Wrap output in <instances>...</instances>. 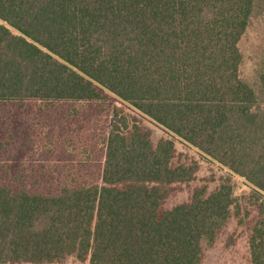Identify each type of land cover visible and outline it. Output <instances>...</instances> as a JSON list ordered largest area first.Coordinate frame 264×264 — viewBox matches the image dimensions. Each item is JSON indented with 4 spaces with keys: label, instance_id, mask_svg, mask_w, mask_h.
Listing matches in <instances>:
<instances>
[{
    "label": "trees",
    "instance_id": "16d2710c",
    "mask_svg": "<svg viewBox=\"0 0 264 264\" xmlns=\"http://www.w3.org/2000/svg\"><path fill=\"white\" fill-rule=\"evenodd\" d=\"M262 12L264 0H0V264H203L231 221L248 264H264V75L258 94L238 47ZM92 117L106 121L96 170L77 152L38 161V126L53 153L56 131L73 142ZM143 119L167 137L152 143ZM174 139L225 175L170 207L197 171Z\"/></svg>",
    "mask_w": 264,
    "mask_h": 264
},
{
    "label": "rangeland",
    "instance_id": "374dc122",
    "mask_svg": "<svg viewBox=\"0 0 264 264\" xmlns=\"http://www.w3.org/2000/svg\"><path fill=\"white\" fill-rule=\"evenodd\" d=\"M238 47L242 55L240 75L259 94L260 76L264 75V12L254 14L251 17L247 29L239 40ZM142 123L149 131L152 143H155L162 137H167L166 132L153 122L143 119ZM105 126L106 121L102 122L100 119L96 123L95 118L92 117L82 124L81 130L73 142H67L62 136V132L56 131L52 138L51 149L53 153H48L43 148V145H45V130L41 126H38L36 140L40 151L36 158L38 161L45 162L46 165H55L58 161H61L59 155H65L66 151L77 152L82 159L87 158L89 161H92L91 164H88V168L92 167L93 170H96L99 165L98 162L102 158V142ZM65 145L67 147H64ZM174 145L177 158L181 162L196 165L197 171L194 180L188 184L181 185L179 191L167 199L168 206L170 207L186 201L189 190L199 185L201 179L211 181L212 178L225 175V171L219 165L181 140L174 139ZM232 182L235 193L240 195L247 191L238 178L233 179ZM238 231L239 228L235 227L234 221H231L224 227L215 245L204 249V264H246L244 258L247 244L244 235H241ZM229 241L230 243L226 244ZM64 264L79 263L74 257H70Z\"/></svg>",
    "mask_w": 264,
    "mask_h": 264
},
{
    "label": "crops",
    "instance_id": "0c3cea01",
    "mask_svg": "<svg viewBox=\"0 0 264 264\" xmlns=\"http://www.w3.org/2000/svg\"><path fill=\"white\" fill-rule=\"evenodd\" d=\"M246 254L247 253H245V258L244 259L246 260V264H248L247 257H246L247 255ZM203 264H204V262H203Z\"/></svg>",
    "mask_w": 264,
    "mask_h": 264
}]
</instances>
